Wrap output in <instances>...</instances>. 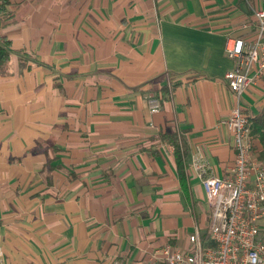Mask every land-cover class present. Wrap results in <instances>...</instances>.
<instances>
[{
    "label": "crops",
    "instance_id": "obj_1",
    "mask_svg": "<svg viewBox=\"0 0 264 264\" xmlns=\"http://www.w3.org/2000/svg\"><path fill=\"white\" fill-rule=\"evenodd\" d=\"M9 9L0 264H164L153 251L188 249L195 227L207 242L210 207L193 162L224 176L233 161L220 123L235 101L224 46L253 36L245 1L10 0ZM262 106L264 74L241 95L246 115Z\"/></svg>",
    "mask_w": 264,
    "mask_h": 264
},
{
    "label": "built area",
    "instance_id": "obj_2",
    "mask_svg": "<svg viewBox=\"0 0 264 264\" xmlns=\"http://www.w3.org/2000/svg\"><path fill=\"white\" fill-rule=\"evenodd\" d=\"M251 12V38L228 37L225 55L233 61L224 78L235 101L220 123L232 134L234 157L227 174L207 172L204 160L193 162L210 207L208 241L198 228L188 235V249L164 244L153 251L164 264H264V164L253 156L248 117L241 95L254 77L264 74V0H244ZM151 96V111L159 108Z\"/></svg>",
    "mask_w": 264,
    "mask_h": 264
},
{
    "label": "trees",
    "instance_id": "obj_3",
    "mask_svg": "<svg viewBox=\"0 0 264 264\" xmlns=\"http://www.w3.org/2000/svg\"><path fill=\"white\" fill-rule=\"evenodd\" d=\"M9 4L10 0H0V72L3 71L11 56L10 40L4 33L1 32V28L6 26L12 19V12L9 9ZM247 117L250 135L256 138L260 145V149L257 154L258 159L264 160V106H262L257 113L247 115ZM172 141L178 148L176 138Z\"/></svg>",
    "mask_w": 264,
    "mask_h": 264
},
{
    "label": "rangeland",
    "instance_id": "obj_4",
    "mask_svg": "<svg viewBox=\"0 0 264 264\" xmlns=\"http://www.w3.org/2000/svg\"><path fill=\"white\" fill-rule=\"evenodd\" d=\"M253 30H254V28H253Z\"/></svg>",
    "mask_w": 264,
    "mask_h": 264
}]
</instances>
